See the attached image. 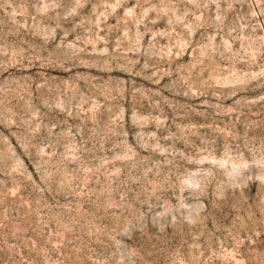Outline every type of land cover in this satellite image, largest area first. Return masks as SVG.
Wrapping results in <instances>:
<instances>
[{"label": "rangeland", "instance_id": "rangeland-1", "mask_svg": "<svg viewBox=\"0 0 264 264\" xmlns=\"http://www.w3.org/2000/svg\"><path fill=\"white\" fill-rule=\"evenodd\" d=\"M0 264H264V0H0Z\"/></svg>", "mask_w": 264, "mask_h": 264}]
</instances>
